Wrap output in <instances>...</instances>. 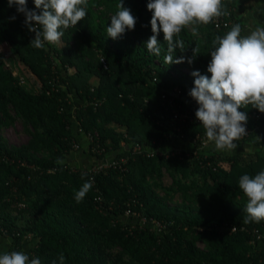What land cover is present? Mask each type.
<instances>
[{
    "label": "trees",
    "instance_id": "16d2710c",
    "mask_svg": "<svg viewBox=\"0 0 264 264\" xmlns=\"http://www.w3.org/2000/svg\"><path fill=\"white\" fill-rule=\"evenodd\" d=\"M118 3L86 0L83 20L63 30L59 42L35 48L25 16L0 0V47L9 46L15 58L0 51V235L11 240L7 253L21 251L41 264H61V254L62 264H264V220L244 223L248 200L239 187L242 175L264 171V117L253 116L261 112L241 105L251 135L233 143L258 149L236 154L187 150L205 129L173 118L197 119L191 73L210 78L214 41L224 33L214 17L185 26L173 36L182 46L171 53L185 62L169 64L162 31L159 55L145 47L153 35L149 0H122L137 22L108 37ZM27 7L36 10L34 0ZM9 63L34 75L28 86ZM14 118L29 135L20 146L1 136ZM81 135L89 155L104 161L115 153L113 162L72 167L68 157ZM173 136L183 148L165 149ZM165 172L170 186L162 182ZM89 180L92 188L77 203L75 192ZM140 218L146 225H138Z\"/></svg>",
    "mask_w": 264,
    "mask_h": 264
},
{
    "label": "clouds",
    "instance_id": "9594fccd",
    "mask_svg": "<svg viewBox=\"0 0 264 264\" xmlns=\"http://www.w3.org/2000/svg\"><path fill=\"white\" fill-rule=\"evenodd\" d=\"M35 9L27 7V0H8L9 7H16L18 13L25 16V26L34 33L31 44L35 48L44 47V43L55 44L61 40L64 31L76 26L86 16V0H34ZM84 5L85 7H80ZM221 0H149L147 8L153 13L150 21L153 35L145 47L159 55L160 31L168 41V54L164 57L169 64H180L185 58L174 59L171 54L176 46H182L173 36L192 23L208 24L220 14ZM117 13L112 16L107 27L109 38L117 39L126 30H133L136 18L130 9L124 7L122 0L117 4ZM39 10V11H37ZM15 20V16L11 17ZM195 29L193 32L195 33ZM237 25L223 37H216L218 43L211 52L207 67L208 75L199 71L191 73L194 87L188 93L199 107L196 118L205 129L209 141H213L217 150H235L234 141L246 135L247 114L239 111L242 104L254 105L264 113V28L257 29L246 37L240 36ZM193 58H188L191 64ZM57 163H63L58 160ZM239 187L247 197L244 223L264 220V171L254 177L247 174L239 179ZM92 188V181L85 182L75 192L77 203L82 202ZM61 264L64 256H59ZM0 264H41L39 258L29 257L21 251L0 255Z\"/></svg>",
    "mask_w": 264,
    "mask_h": 264
},
{
    "label": "rangeland",
    "instance_id": "374dc122",
    "mask_svg": "<svg viewBox=\"0 0 264 264\" xmlns=\"http://www.w3.org/2000/svg\"><path fill=\"white\" fill-rule=\"evenodd\" d=\"M0 51L2 53H9L10 54L9 56L11 58L15 59L11 53V49L9 46H6V45L1 46ZM11 67H12V72H13L14 76L18 77L21 85L28 86L27 79H29V78H31L32 80L34 79L33 78L34 75L32 76L29 72L24 71L23 69L22 70L17 69V65H11ZM23 72H25V73L27 72L26 75L23 74ZM76 103H78V102H76ZM11 115H13V112L11 113ZM1 136L3 137V139L6 141V143L9 146H20V145L25 144L29 140V135L26 133L21 121L17 118H14L13 123L10 124L9 126L2 127ZM180 140H181L180 138L174 137L165 149H172V148L173 149L174 148L181 149V148H183V145H180ZM126 146L127 145H123L124 149L127 148ZM88 147L89 146L87 143V137H86V135H84V137L81 138L80 147H77V149L74 150L73 153L70 154L68 157V162L70 163V165L72 167H78V168H80V167L91 168L92 167L93 168V166H99V165L103 166V165L107 164L109 161H111L116 155L115 153H110L109 155H107L108 157L106 159H104V161L99 160L97 157H93V156L89 155L88 152H86L88 150ZM200 149L209 150L211 148L208 146V144L206 146H203L202 148H200V146L198 145V146H196V148L194 146L191 151L200 150ZM230 153L233 154V150H230ZM162 182L165 186L171 185V179L166 172L164 173V177H163ZM160 195H163V193L160 192ZM174 202H176V203L181 202V199H180L178 194L174 196ZM0 239H2L4 241L3 244L6 243V247L9 246V243L11 241L9 238H6V237L0 235ZM197 247L199 249H204L203 244H197ZM0 249L3 250V247H0Z\"/></svg>",
    "mask_w": 264,
    "mask_h": 264
},
{
    "label": "crops",
    "instance_id": "0c3cea01",
    "mask_svg": "<svg viewBox=\"0 0 264 264\" xmlns=\"http://www.w3.org/2000/svg\"><path fill=\"white\" fill-rule=\"evenodd\" d=\"M225 5L228 6L230 9L233 10V17L235 23L240 27V34L241 37H246L250 35L252 32L256 31L257 29L264 27V0H225ZM84 135L80 136L79 140L81 143V138ZM88 143V142H87ZM211 148L210 151L217 152V153H224V154H232L230 150H217L215 148L214 142L208 144ZM187 150H192L190 147H186ZM258 147L250 146V145H239L233 150V154L239 152H249V151H256ZM249 150V151H248ZM88 152V150L86 151ZM3 240L0 239V247H3V250L0 249V255L7 253L8 247H6V243L3 244Z\"/></svg>",
    "mask_w": 264,
    "mask_h": 264
},
{
    "label": "built area",
    "instance_id": "2783aa9c",
    "mask_svg": "<svg viewBox=\"0 0 264 264\" xmlns=\"http://www.w3.org/2000/svg\"><path fill=\"white\" fill-rule=\"evenodd\" d=\"M225 0H221V5H220V10L223 8V10L225 9V11L222 13L223 15H219V16H215L214 19H213V24L215 26V28L217 30H220L224 33V36L230 32L232 30V28L235 26V20H234V17H233V10L230 9L228 6L225 5ZM225 7V8H224ZM221 16V17H220ZM264 28V27H263ZM241 36V34H240ZM101 63L103 64V67L105 68V62L103 59L100 60ZM172 95L174 97H179L180 96V92H175V93H172ZM255 120H258L262 117H264V113H255L253 114ZM174 119H178V120H181L183 122H186V121H189V122H195V123H198L200 124L201 122L198 120V119H195L193 118L192 116H189L188 114H177L175 113L174 114ZM251 135V130L246 128V135H243L240 137V140H246L250 137ZM87 140H88V137H87ZM213 141H209L205 135V137L202 139V141L200 143L197 144V146L199 145L200 148H202L203 146H206L207 144L211 143ZM113 161H109L107 164H110L112 163ZM106 165V164H105ZM100 166V165H99ZM104 166V165H103ZM101 168V166H100ZM95 170V169H93ZM128 215V213H126V216ZM132 216H135L134 214ZM146 222L147 220L144 219V218H140L138 220V225L141 226V225H146ZM152 222V226L155 228V230H161L163 229L164 227L156 222V221H150ZM151 226V227H152ZM230 232H235V228H231ZM260 239V237H258Z\"/></svg>",
    "mask_w": 264,
    "mask_h": 264
}]
</instances>
